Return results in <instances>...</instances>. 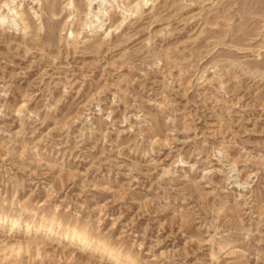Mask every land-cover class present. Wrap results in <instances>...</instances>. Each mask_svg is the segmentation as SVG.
I'll use <instances>...</instances> for the list:
<instances>
[{
  "label": "rangeland",
  "instance_id": "obj_1",
  "mask_svg": "<svg viewBox=\"0 0 264 264\" xmlns=\"http://www.w3.org/2000/svg\"><path fill=\"white\" fill-rule=\"evenodd\" d=\"M99 1L0 0V264H264V0Z\"/></svg>",
  "mask_w": 264,
  "mask_h": 264
},
{
  "label": "bare ground",
  "instance_id": "obj_2",
  "mask_svg": "<svg viewBox=\"0 0 264 264\" xmlns=\"http://www.w3.org/2000/svg\"><path fill=\"white\" fill-rule=\"evenodd\" d=\"M97 2V3H96ZM101 2L99 0H91V3L90 4H94V5H97V4H100ZM101 8V7H100ZM101 12V9L98 10V12H94V16L95 17H98L99 14ZM17 226L19 225L18 221H16ZM15 227V226H14ZM29 230V229H28ZM73 240H76V239H79L80 242H82V238L81 237H78L76 235H74L73 237ZM102 252V251H101ZM107 255V254H106ZM114 255V254H113Z\"/></svg>",
  "mask_w": 264,
  "mask_h": 264
}]
</instances>
